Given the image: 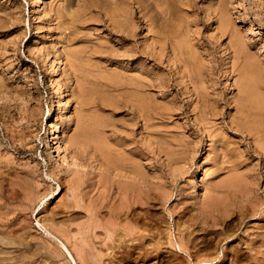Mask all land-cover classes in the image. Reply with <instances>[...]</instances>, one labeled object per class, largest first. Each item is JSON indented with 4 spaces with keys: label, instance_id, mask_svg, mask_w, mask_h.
<instances>
[{
    "label": "rangeland",
    "instance_id": "rangeland-1",
    "mask_svg": "<svg viewBox=\"0 0 264 264\" xmlns=\"http://www.w3.org/2000/svg\"><path fill=\"white\" fill-rule=\"evenodd\" d=\"M110 1L113 2L111 3ZM110 1L109 0H0V178H1L0 182L2 181L0 184V191L2 190L0 194L1 195L0 201L5 202L4 206H0V221L1 222L6 221L5 227H7V224L8 227L5 229L7 231L10 230L9 232L11 233L10 244L7 243L9 244L7 245L8 249L7 250L4 249V251L6 250V252L8 250L11 252L8 251L9 254H7L6 256H9L10 253H11L10 256L12 255L15 256L16 254L21 255V253L25 252V254H27V257H30L31 254H34L36 256V257L34 256V258L36 259V263L37 261L41 262L42 260L43 262L45 260V258L43 257L45 254H47L45 252L50 251V249L47 247V244L45 242L46 241L47 243L51 242L50 244H56V243L55 241L48 239L47 237H44L45 235L36 225V222L38 221L39 224H41L44 227H47L49 231H51L53 234L63 239L67 243V245L69 244L68 247H71L70 249L72 251H76L79 249L78 251L82 252L84 248L83 249L81 248L82 246H84L86 250L89 249L91 252L89 253V251H87L86 253V254H91V256L88 255L89 258L94 259L93 256L96 257L100 255L101 264H110L109 262L114 264V261L117 260L116 257L113 256V254L110 253L111 250L106 248V246L103 245L104 243L101 242L102 241L101 237H104L103 235L105 234V229L96 228L93 231V233L97 237H94V242L96 244L95 243L94 245L92 244V247L91 246L89 247V245L87 246V243L81 239L80 235L82 232V228L86 230L85 225L88 221V216L85 212H83L82 209L75 206V204L72 205V203L74 200H78V198L80 204L86 203L87 201L84 202L85 200L90 199L89 197H92L93 195L95 196L97 194V191L95 190H98L99 188L96 189L93 183L95 180H97L98 177L92 176V171H94L95 169L92 167H95L97 163H100L101 159L98 154L99 149L96 148L97 146L95 147L96 144L98 143L100 145L108 144L107 146H109L111 149H121L119 147L120 144L121 145L124 144V147L127 146L126 149H130V148L132 149L134 148V146L136 147L140 143L139 146H141V148H143L144 146L145 148L143 149L144 150L146 149V152L148 154L147 155L144 153L139 154V157H137L138 159L136 160L135 158V161H137L139 165L141 164V167L145 172L146 176L148 177L151 176L150 178L153 182L164 181L165 187L168 188V189L165 188V190L168 191L169 193H174L175 195L173 194L171 199L165 205H163V207H161L162 210L160 209L157 210L158 212L157 211L153 212L154 214L157 213L156 215L153 214L154 215L153 219H155L154 221L158 220V217L156 219V216L162 215V219L164 222L160 223V226L157 225L155 222L153 223L152 221H150L148 222L149 225L147 226L150 230H148V228L145 226L144 228H141L138 231L139 234L145 235L148 239L151 238L150 239L151 242H154L150 244L152 249L154 248V244L156 240L161 238V236H157L159 235L157 234L159 233L157 231L162 232V236L164 237L163 239L165 240V242L168 239L169 240L171 239L170 240L171 243L166 242L163 245L164 247L160 246V249H157L158 251L159 250L162 251L163 249L162 251L163 255L161 256L156 257L157 255H155L154 257L156 258L149 257L138 262L137 261L132 262L131 260H123L122 261L123 264H127L128 262H129L128 264H132V263L154 264V260L156 261L155 264H158L160 262H161L160 264H164V263L171 264V262L173 261L172 259H175V257L178 258H176L172 262V264H175V261H177V259L178 261L176 264H198L197 263L198 261L199 264L200 263L201 264H264V251H263L264 250V157H263L264 156V149H263L264 148V128H263L264 113L258 114L257 112H255L253 108L249 110L248 106H244L243 104H241L243 103V100L241 101L240 99V97L242 96L249 97L251 103L252 100L254 101V99H256V101L259 100V104L264 107V102H263L264 101V0H179V2L178 0H162V1L153 0L154 2L156 1L155 2L156 4L158 3L157 6L152 0H148L150 2L146 0H140L141 2L138 0L136 1L125 0L127 2H125L124 0H110ZM128 1L130 2L128 3ZM137 2H140L141 4L140 3L138 4ZM134 3L138 5H133ZM144 3L147 5H145ZM159 3L161 6H159ZM163 3L166 4L164 5ZM116 4L121 6L125 4L128 7L125 8L126 7L125 5L124 7H121V6H117ZM167 4H168V8H167ZM108 5H110V7ZM144 5L146 7L143 9ZM129 6L132 7L130 8ZM137 6H139L141 10ZM150 6L151 8H147ZM152 7L155 10L152 9ZM159 8L160 10H162L161 12H163L164 11L163 9H165V11L163 12V14L165 13L164 14L165 16L161 14L160 10L158 11ZM148 9L151 11V13L154 12L155 15L149 12L148 14H146V12L149 11ZM115 10H116L115 13L114 12L111 13L112 11ZM125 10H127L126 12L129 13L128 15L130 14L131 15L134 14V15L132 16L126 15L124 13ZM143 10L144 12L146 11L145 16L143 14L144 13ZM155 12L158 14H156ZM61 13L63 14V16L61 15ZM167 13L170 16H168ZM148 15L150 16L149 17L150 19L148 18ZM113 16L116 18H114ZM127 16L129 17L128 19ZM151 16H153L154 20L152 19ZM161 18H163L162 19L164 21V22L162 21L163 24H160ZM221 18L222 21L219 20ZM74 19L76 21H74ZM131 19L132 21L134 19V21L131 22ZM111 20L112 21L114 20L115 23H113L114 21L112 22ZM117 20L120 23H118ZM147 20L150 21L148 22ZM151 20L153 23H151ZM157 20L158 21L160 20V22H158ZM124 22L127 24H125ZM147 24L148 25L151 24V26L153 25L154 27L152 28ZM157 24L159 27L157 26ZM162 25H164L163 26L164 29L162 28ZM129 26L131 27V29L129 28ZM155 26H157L158 28ZM219 26L223 28L222 32ZM133 27H135V29ZM111 29H113L114 31L113 30L111 31ZM169 35L171 36L170 39H169L170 37ZM129 36L130 38L125 39V37H129ZM165 37L167 40L165 39ZM156 38L157 39L160 38V41H158L159 39L155 41ZM180 40L183 43L180 42ZM178 42L179 44L180 43L185 44L184 42H187L186 43L187 46L189 43L190 44L189 49H191L195 53L197 57V61L200 60L201 62L198 70L195 72V77L198 80V85L200 84L199 86L200 88L203 89L206 86L207 83L205 82V78L206 79L212 78L211 75H213L212 79H214L215 76L214 80L217 81L216 84L212 85L211 87H208L209 89L205 87L203 90H206L207 93L209 92L208 96L210 98L217 97L219 100L217 104H212L211 107L209 106L204 107L203 104H199L195 110L196 112L194 111V113H192L190 111L191 108L187 104H190L189 101L191 98H189L190 93L188 92V87L186 88L185 86V84L188 83V79H186V77L188 78L187 74H189V71L187 70L188 67L185 64H182L183 67L181 68L180 66L181 64L179 65L178 62H176L175 64L173 55L171 53L172 51H170L172 48L171 45L173 44L174 46H176ZM142 49L144 50V52ZM164 50L166 51L168 50L167 51L168 53L166 51L162 53V51ZM132 51L134 54L131 53ZM73 52L74 53L76 52V54H74ZM78 56L80 57V59L78 58ZM73 57L74 59H72ZM169 59L171 60V62ZM157 60H158V64L156 63ZM154 64H156V66ZM72 65L73 67H71ZM230 68L233 69H231L230 71ZM249 68L250 70H252V72L249 70ZM157 70H159L158 73H156ZM160 70L164 73H162ZM170 70L173 71L171 72ZM80 71L84 74H81ZM159 72H161L162 75ZM246 74H248V76H246L247 78L245 77ZM158 75L160 76L158 77ZM163 76L165 77V79H163ZM156 78L158 81L156 80ZM234 79L236 80L234 81ZM142 80L143 82L144 81L151 82L152 89L148 87L147 89L148 91H146L147 94L149 93L150 99L147 97L148 99H146V102L147 103L150 102L149 106H151V109L153 108L155 109L151 114L153 118L151 117L150 119L152 120L148 122L147 125L145 126L143 125V122H140L138 120V116L136 114H133L132 113L133 111L130 110L131 109L130 99L132 98L131 91L126 90L123 88V86H121L124 85V83L127 84L133 81L138 82ZM160 83L162 85L164 84L166 87L164 85L163 87L162 85L160 86ZM176 83L177 86L175 85ZM178 84L181 86H179ZM249 89L250 92H247V90ZM163 90L168 92L167 95L168 97L167 96L164 97L165 95L162 96L161 94L162 92L160 91ZM238 91H239V95H238ZM241 93L243 95H240ZM171 96H174L175 97L174 99H176L177 101L176 100L173 101ZM139 97L143 99V94L141 93L139 94L135 92L133 98H139ZM228 98L229 99L231 98L230 101L228 100ZM124 104H126V106ZM175 104L178 105V107ZM180 106L183 107L182 111L178 109ZM215 106L217 108H214ZM239 106L247 108L246 109L247 111L244 110L245 111L244 112L240 110L241 112L239 111L240 112L239 113L237 111ZM185 107L189 109V113H186ZM200 107L202 108L200 109ZM53 108H55V110ZM203 108L204 111L200 112L201 110H203ZM228 108L231 109L228 110ZM172 110L173 111L176 110V111L173 112ZM207 110L210 112H208ZM155 111L160 113L157 114ZM234 111L236 112L234 113ZM217 113L218 115L214 116ZM95 114H97V116ZM256 114L262 115L261 116L262 118H259L258 116L256 117ZM250 115H252L251 116L252 119ZM196 116L199 119H197ZM245 116L247 118H245ZM205 117L208 119H206ZM165 118H167L168 120ZM230 120L234 121V124L238 123V125L232 124V127L235 126L234 127L235 129L228 128L230 125L229 123H231ZM201 121L204 122L205 127L207 126L206 128L205 127L201 128V126L203 125L202 124L203 122L201 123ZM260 121L261 123H259ZM194 122H196V126L195 127L193 126L192 128H194V130L197 131L196 132L197 136H193L189 134V132L191 131L190 133H192L193 130L188 131L187 128H185L187 127V123L193 124ZM215 122L217 123L216 126H215L216 124ZM241 122L243 124H241ZM80 123L86 126L87 134L82 133L80 129H78L80 128V126H82ZM103 123L105 125H103ZM151 123H153L152 126ZM53 124H59L58 126L60 127L58 134L59 137L61 138L60 139L61 152L66 157V161L63 163L60 160H58V158L56 159L53 154H50V151H52L51 150L52 145L48 144V141H46L48 139L51 142L54 140L53 133H51V127ZM160 124H165V125H160ZM239 124L240 127L242 125V128L240 127L237 128ZM255 124L258 125H256L255 127L254 126ZM248 126L250 127L254 126L252 128L253 129L252 132L254 136L249 135L250 136L249 139L246 136V132H245L246 129H249ZM210 127L211 128L213 127V129H211ZM255 128L258 130H256ZM76 129H78L79 132ZM118 131L119 133L121 132L120 133L121 135L118 133ZM93 132L95 134H91ZM156 132L157 134H155ZM211 132L212 134H214V132H216L217 134L215 133L214 135H212ZM111 133L112 134L114 133L113 137ZM126 133L128 134L127 138H126L127 135ZM160 134H162V136ZM94 135H96V138L94 137ZM188 135L189 137H187ZM72 138H76L75 141L76 144L74 145V147L69 144V140H71ZM180 138L182 139L180 140ZM122 139H123V143L121 141ZM214 139H215L214 143L216 142L215 145L212 144V141ZM220 139L222 142H220ZM246 139H248V141L250 140V142H248ZM101 140L104 143H102ZM111 140H114L115 143ZM189 140L190 141L192 140V142L194 141V143L198 142V144L196 146L197 151L196 150L194 151L195 154L193 152L194 156L190 159L189 158L187 159L184 158V156L182 157V151H183L182 149L185 148L186 145L185 141H189ZM260 140H262V143ZM145 141L147 142L144 143ZM229 141L230 144L228 143ZM135 142H137L138 144ZM160 142L161 143L163 142L164 144L163 143L161 144ZM129 143L132 145H130ZM224 143L227 146L226 145H223L224 147L221 146V144ZM231 143L233 145H231ZM254 145L256 146V148L254 147ZM232 146L235 148H233ZM211 147H213L215 150L212 149ZM228 147L230 148L232 153L230 152V150L227 151L229 149ZM223 148L224 150H222ZM211 149L214 152L216 151L218 153L215 152L214 155V152ZM236 149L238 150V152ZM260 149L263 150L261 151ZM153 150H155L156 152ZM239 151L243 154V156L242 154H240ZM212 153H213V157L215 156L216 159H214L215 157L212 158L211 156ZM186 154H188L187 151ZM228 154L229 155L234 154L235 156L234 155L228 156ZM174 155H177L178 157L177 156L174 157ZM156 156L159 158H157ZM147 158L149 161L146 160ZM217 158L219 160H217ZM72 159L79 161L80 165L78 167L73 165ZM210 159L211 160L214 159L215 162L216 161L219 162V164L217 162L216 165V172H214L216 163L213 160L214 164L212 163L213 164L212 165L211 164L212 161ZM184 161L186 162V164ZM236 161L238 162L236 163ZM238 164H240V166ZM143 165L146 166L144 167ZM234 165L239 167V168L236 167L237 171ZM224 166L227 167L224 168ZM175 169H177L176 172ZM145 170L146 171L149 170V171L146 172ZM162 170H164V172ZM165 172L169 174H166ZM25 173H27L28 175L26 176ZM173 173H175V175ZM81 174L84 175V177ZM20 175L21 176L23 175L24 178H22ZM154 175H157L158 177ZM219 175L222 176L220 177ZM241 175L242 177L244 176L243 179ZM50 177H52L54 180L53 181L49 180ZM235 177L237 178V181ZM71 180L74 181L72 182ZM25 181L27 182V184ZM200 181H202L203 183ZM220 181L224 183L223 186ZM238 181H240L239 184H241L242 187L241 185L236 184ZM226 182H229L227 186H226ZM9 184H13L14 186L13 185L10 186ZM80 184H82V186ZM57 185L60 186V190L58 191L57 194H55ZM70 185L71 187H69ZM88 185H90L91 187H89ZM249 185L251 186L249 187ZM207 188L209 190H207ZM100 190L101 188L98 190V194ZM16 191L18 192L16 193ZM41 192H44V194ZM83 192L84 194L88 193L89 195L88 194L84 195ZM178 192H181L183 196L181 197L177 196ZM206 193L208 196L206 195ZM13 195H15V197ZM83 195L87 199H85ZM188 196H190V198H192V196L197 197L195 201L196 206L201 205V203H204L206 201L212 204L211 200L218 203V204L213 203L212 206L214 205L216 206V212H215L216 214L214 215L215 216L218 215L217 221L219 220L220 223L218 222V225L217 224L214 225L215 222L214 223L212 222L214 217L212 216L210 217L209 214L201 215L199 221H197V225H194L193 223L189 222L186 217L188 216L187 211H189L191 208H189V210L184 209L183 208L185 207L184 204L182 205V203H180L181 202L180 198H182V201L185 198L184 202L190 203L191 199L188 198ZM32 200L34 201V203ZM21 203L23 206L21 205ZM176 205L178 206V208ZM54 207L56 208L61 207L59 209L66 210V214H68L67 216L70 219H68L65 224L63 222H59L60 220L53 221L51 219L49 213L52 211V209L54 210ZM7 208L9 211H7ZM203 210H204L203 212H207L206 209ZM5 211H7V213ZM78 212H81L80 213L81 215L77 214ZM170 212L174 213L172 215L173 217L169 215ZM62 215L64 214H61V216ZM22 216H24L25 219H23ZM20 218L22 219L20 220ZM208 218L210 219V222ZM172 220L174 222H172ZM201 220L202 222H200ZM203 220L205 222H203ZM15 221L18 222V225ZM175 221L180 222L181 227L183 226L187 227L188 222L191 224L188 230L183 232V237H181L182 235L175 230L174 227V224L176 223ZM12 222L16 224H13ZM10 224H12V226ZM66 224L68 226V229L66 228ZM185 224L187 226H185ZM192 225L195 227H193ZM222 225H225L226 227ZM48 226H50L51 228H49ZM17 227H19L18 228L19 231L17 230ZM63 228L68 230L69 234L67 233L68 234L67 237L70 239V241L69 239L66 240V235H64V233L61 234V229ZM196 228L199 229L197 230ZM27 229L29 232H27ZM217 229L219 230L221 229L222 231L224 230L225 232L224 231L222 232L221 230L219 231ZM151 231L154 233L151 234L150 233ZM219 232L224 237L221 236ZM173 233H176L177 235ZM189 233H191L192 236L189 235ZM204 236L208 239L206 240ZM193 237L195 238V240ZM219 238H221L222 240ZM184 239L186 240L184 241ZM26 242L28 243L30 242L29 245L31 246L30 247L31 249L29 248L28 251L25 250L27 248ZM178 246L184 249L179 250L177 249ZM16 248L17 249L20 248V250L17 251L15 250ZM168 248L169 250H167ZM197 249L199 250V252L197 251ZM3 252H1L0 250L1 253L0 261H2L1 262L2 264L3 263L5 264L4 261L5 252L4 254ZM106 252L107 254L110 253V255L103 256L104 254H106ZM191 252L194 257L191 255ZM117 253L118 252H115L116 256H118ZM2 257L3 259H1ZM92 259L89 260L91 261ZM15 261H17V259ZM58 261L62 263L63 260L61 259V257H58L56 263ZM40 262L38 263L40 264ZM57 264H59V262Z\"/></svg>",
    "mask_w": 264,
    "mask_h": 264
},
{
    "label": "bare ground",
    "instance_id": "bare-ground-1",
    "mask_svg": "<svg viewBox=\"0 0 264 264\" xmlns=\"http://www.w3.org/2000/svg\"><path fill=\"white\" fill-rule=\"evenodd\" d=\"M110 1V0H109ZM125 1V0H124ZM124 1H123V3H124ZM136 1V0H135ZM138 1H140V0H138ZM146 1H148V0H146ZM153 1V0H152ZM162 1V0H161ZM161 1H158V2H161ZM111 2V1H110ZM113 2V1H112ZM111 2V3H112ZM121 2V1H120ZM125 2H127V1H125ZM130 1H128V3H129ZM141 2V1H140ZM140 2H137L138 4L140 3ZM148 2H150V1H148ZM147 2V3H148ZM154 2V1H153ZM156 2V1H155ZM154 2V3H155ZM164 2V1H163ZM166 2V1H165ZM178 2H179V0H178ZM178 2H177V4H178ZM105 3H106V1H105ZM132 3H133V1H132ZM143 3V2H142ZM152 3V2H151ZM110 4V3H109ZM117 4H119V3H117ZM116 4V5H117ZM122 4V3H121ZM126 4V3H125ZM124 4V5H125ZM138 4H136V3H134L133 5H138ZM141 4V3H140ZM145 4V3H144ZM156 4V3H155ZM158 4V3H157ZM157 4H156V6H157ZM162 4V3H161ZM164 4V3H163ZM166 4V3H165ZM164 4V5H165ZM106 5V4H105ZM124 5L123 6H121V5H117V6H121V7H124ZM127 5H129V4H127ZM131 5V4H130ZM145 5H147V4H145ZM144 5V7H143V9L146 7ZM149 5H151V4H149ZM109 7H110V5H108ZM116 6V7H117ZM126 6V5H125ZM143 6V5H142ZM159 6H161L160 5V3H159ZM107 7V6H106ZM128 6H126L125 8H127ZM130 7V6H129ZM132 7V6H131ZM130 7V8H131ZM138 8H139V6H137ZM136 7V8H137ZM141 7V6H140ZM165 7V6H164ZM163 7V8H164ZM119 8V7H118ZM133 8H134V6H133ZM137 8V9H138ZM147 8H151V6L150 7H147ZM167 8H168V4H167ZM109 9V8H108ZM112 9V8H111ZM120 9V8H119ZM140 9V8H139ZM152 9H154L153 7H152ZM151 9V10H152ZM161 9H162V7H161ZM176 9V8H175ZM105 10V9H104ZM121 10V9H120ZM128 10V9H127ZM127 10H125L124 11V13L126 14V15H128L129 13H127L126 11ZM130 10V9H129ZM141 10V9H140ZM149 10V9H148ZM155 10V9H154ZM160 10V8L158 9V11ZM164 11H165V9H163ZM58 11V10H57ZM56 11V12H57ZM117 11H119V10H117ZM133 11V10H132ZM162 10H160V12H161ZM163 11V12H164ZM108 12H110V11H108ZM115 13L116 12V10L115 11H112L111 13ZM123 12V11H122ZM140 12H142V11H140ZM143 12H144V10H143ZM146 12V11H145ZM145 12L143 13L144 14V16H145ZM148 12L149 13H151V11L149 10V11H147L146 12V14H148ZM153 12V11H152ZM163 12H161V14H163ZM119 13H121V12H119ZM134 13V12H133ZM156 13V12H155ZM55 14H57V13H55ZM59 14V13H58ZM151 14H154V12L153 13H151ZM156 14H158V13H156ZM165 14V13H164ZM163 14V15H164ZM168 14V13H167ZM54 15V14H53ZM61 15L63 16V14L61 13ZM60 15V16H61ZM104 15V14H103ZM132 15H134V14H132ZM131 14L130 15H128V16H132ZM136 15V14H135ZM155 15V14H154ZM153 15V16H154ZM160 15V14H159ZM162 15V16H163ZM105 16H106V14H105ZM127 16V19L129 18ZM153 16H151L152 17V19L154 20V18H153ZM165 16V15H164ZM168 16H170L169 14H168ZM83 17V16H82ZM81 17V18H82ZM104 17V16H103ZM109 17H111V16H109ZM114 17V16H113ZM121 17V16H120ZM125 17V16H124ZM123 17V18H124ZM147 17V16H146ZM145 17V18H146ZM150 16L148 15V18H149ZM156 17V16H155ZM159 17V16H158ZM57 18H59V17H57ZM79 18V17H78ZM114 18H116V17H114ZM132 18V17H131ZM134 18V17H133ZM142 18V17H141ZM61 19V18H60ZM77 19V18H76ZM150 19V18H149ZM159 19V18H158ZM163 18H161V23L160 24H163L162 23V20ZM82 20H84V19H82ZM81 20V21H82ZM106 20V19H105ZM104 20V21H105ZM116 20V19H115ZM136 20H137V18H136ZM219 20H221L222 21V18L221 19H219ZM74 21H76L75 19H74ZM79 21V20H78ZM112 21V20H111ZM114 21V20H113ZM112 21V22H113ZM127 21H129V20H127ZM133 21H134V19H133ZM132 21V19H131V22H133ZM145 21V20H144ZM148 22L150 21V20H147ZM155 21H156V19H155ZM158 21V20H157ZM112 22H111V24H112ZM117 22H118V20H117ZM116 22V23H117ZM122 22V21H121ZM126 22V21H125ZM124 22V23H125ZM147 22V23H148ZM158 22H160V20L158 21ZM157 22V23H158ZM164 22V21H163ZM113 23H115V21L113 22ZM118 23H120V22H118ZM117 23V24H118ZM136 23H137V21H136ZM141 23V22H140ZM145 23V22H144ZM151 23H153L152 22V20H151ZM125 24H127V23H125ZM128 24H129V22H128ZM222 24H223V22H222ZM226 24V23H225ZM224 24V25H225ZM135 25V24H134ZM148 25V24H147ZM165 25V24H164ZM164 25H162V28L164 29ZM223 25V26H224ZM109 26H110V23H109ZM114 26H115V24H114ZM118 26V25H117ZM137 26V25H136ZM148 26H151V24L150 25H148ZM157 26H158V24H157ZM157 26H155V27H157ZM221 26V25H220ZM219 26V27H220ZM122 27V26H121ZM125 27V26H124ZM152 28L154 27L153 25L151 26ZM159 27V26H158ZM157 27V28H158ZM160 27H161V25H160ZM116 28V27H115ZM129 28L131 29V27L129 26ZM134 29H135V27H133ZM149 28V27H148ZM218 28V27H217ZM221 28V27H220ZM226 28V27H225ZM109 29V28H108ZM107 29V30H108ZM120 29V28H119ZM123 29V28H122ZM125 29V28H124ZM128 29V28H127ZM222 29L223 28H221V32H222ZM113 29H111V31H112ZM116 30V29H115ZM154 30V29H153ZM218 30V29H217ZM114 31V30H113ZM119 31V30H118ZM122 31V30H121ZM156 31V30H155ZM162 31V30H161ZM170 31V30H169ZM120 32V31H119ZM135 32V31H134ZM163 32V31H162ZM173 32V31H172ZM223 32H224V30H223ZM109 33H110V31H109ZM116 33H117V31H116ZM122 33V32H121ZM120 33V34H121ZM157 33H159V32H157ZM170 33V32H169ZM123 34H124V32H123ZM127 34V33H126ZM129 34V33H128ZM110 35H112V34H110ZM152 35H154V34H152ZM115 36V35H114ZM133 36V35H132ZM166 36V35H165ZM170 36V35H169ZM173 36V35H172ZM183 37V36H182ZM120 38V37H119ZM122 38V37H121ZM126 38H130V36L129 37H125V39ZM151 38H152V36H151ZM155 38V37H154ZM171 38V36L169 37V39ZM178 38V37H177ZM159 39V40H158ZM156 38V40L155 41H160V38ZM165 39H166V37H165ZM186 39V38H185ZM167 40V39H166ZM178 40V39H177ZM183 40V39H182ZM188 40V39H187ZM163 41V40H162ZM175 42V41H174ZM180 42H182L181 40H180ZM170 43H171V41H170ZM183 43V42H182ZM182 43H180L179 44V42H178V44L176 45V46H174L173 44L171 45V50L170 51H172L171 53H172V55H173V58H174V61H175V64H176V62H178L179 63V65L181 66V68L183 67V65L182 64H185L188 68H187V70L189 71V74H187V76H188V78L186 77V79H188V83L187 84H185V86H186V88L188 87V92L190 93V96H189V98H191L190 99V104H187L190 108H191V112L192 113H194V111L196 110V108H197V106L199 105V104H203L204 105V107L206 106V107H211L212 106V104H217V102L219 101L218 100V98L217 97H213V98H210L209 96H208V93H207V91L206 90H203L205 87L206 88H208V87H211L212 85H214V84H216V82L217 81H215L214 79H215V76H214V79H212L213 78V75H211L212 76V78H205V82L207 83L206 84V86L202 89V88H200L199 86H200V84L198 85V80L196 79V77H195V72L198 70V68H199V65H200V60H198L197 61V57H196V55H195V53L191 50V49H189V43H188V46L186 45V43L187 42H184L185 44H182ZM163 45V44H162ZM165 46V45H164ZM233 46V45H232ZM238 47H239V45H238ZM153 48V47H152ZM190 48H191V46H190ZM235 48H237V47H235ZM140 49V48H139ZM147 49V48H146ZM149 49V48H148ZM143 50V49H142ZM142 50H140V51H142ZM151 50H153V49H151ZM195 50V49H194ZM234 50V49H233ZM240 50V49H239ZM93 51H95V50H93ZM150 51V50H149ZM166 50H164V51H162V53L163 52H165ZM168 51V50H167ZM166 51V52H167ZM83 52V51H82ZM90 52V51H89ZM89 52H87V53H89ZM135 52V51H134ZM143 52H144V50H143ZM240 52V51H239ZM242 52V51H241ZM74 53V52H73ZM79 53V52H78ZM131 53H133V51L131 52ZM146 53V52H145ZM168 53V52H167ZM67 54V53H66ZM74 54H76V52L74 53ZM73 54V55H74ZM134 54V53H133ZM138 54V53H137ZM144 54V53H143ZM147 54V53H146ZM145 54V55H146ZM238 54V53H237ZM89 55V54H88ZM103 55V54H102ZM198 55V54H197ZM241 55V54H240ZM68 56H70V55H68ZM91 56V55H90ZM95 56V55H94ZM105 56V55H104ZM150 56V55H149ZM163 56H164V54H163ZM162 56V57H163ZM72 57V56H71ZM201 57V56H200ZM239 57V56H238ZM78 58L80 59V57L78 56ZM108 58V57H107ZM154 58V57H153ZM158 58V57H157ZM70 59V58H69ZM72 59H74V57L72 58ZM101 59H102V57H101ZM161 59V58H160ZM236 59V58H235ZM78 60V59H77ZM154 60H156V59H154ZM166 60V59H165ZM170 60V59H169ZM162 61V60H161ZM168 61V60H167ZM84 62V61H83ZM155 62V61H154ZM164 62V61H163ZM163 62H162V64H163ZM170 62H171V60H170ZM73 63V62H72ZM71 63V64H72ZM157 64H158V60H157V62H156ZM173 63V62H172ZM76 64V63H75ZM79 64H81V63H79ZM169 64V63H168ZM174 64V65H175ZM78 65V64H77ZM76 65V66H77ZM155 66H156V64H154ZM173 65V66H174ZM236 65V64H235ZM248 65V64H247ZM75 66V67H76ZM80 66V65H79ZM169 66V65H168ZM167 66V67H168ZM71 67H73V65L71 66ZM81 67V66H80ZM83 67V66H82ZM86 67V66H85ZM166 67V68H167ZM172 67V66H171ZM175 67V66H174ZM234 67V66H233ZM245 67V66H244ZM251 67V66H250ZM154 68V67H153ZM176 68V67H175ZM185 68V67H184ZM183 68V69H184ZM203 68H204V66H203ZM235 68V67H234ZM156 69V68H155ZM174 69V68H173ZM182 69V70H183ZM231 69H233V68H230V71H231ZM239 69V68H238ZM240 69H241V67H240ZM166 70V69H165ZM200 70V69H199ZM243 70V69H242ZM249 70H250V68H249ZM248 70V71H249ZM76 71H77V69H76ZM79 71V70H78ZM88 71V70H87ZM158 71L159 70H157V72L156 73H158ZM161 71V70H160ZM171 71V70H170ZM173 71V70H172ZM171 71V72H172ZM181 71V70H180ZM233 71V70H232ZM236 71V70H235ZM247 71V70H246ZM251 72H252V70H250ZM74 72V71H73ZM81 72V71H80ZM143 72H145V71H143ZM162 72V71H161ZM161 72H159V73H161ZM167 72V71H166ZM184 72V71H183ZM76 73V72H75ZM74 73V74H75ZM149 73V72H148ZM162 73H164V72H162ZM162 73H161V75H162ZM188 73V72H187ZM232 73V72H231ZM244 73V72H243ZM81 74H84V73H82L81 72ZM80 74V75H81ZM86 74V73H85ZM90 74V73H89ZM169 74V73H168ZM238 74V73H237ZM236 74V75H237ZM155 75V74H154ZM243 75V74H242ZM76 76V75H75ZM78 76V75H77ZM84 76V75H83ZM141 76V75H140ZM156 76V75H155ZM160 75H158V77H159ZM185 76V75H184ZM201 76H202V74H201ZM210 76V77H211ZM246 76H248V74H246L245 75V77ZM135 78V77H134ZM160 78H162V77H160ZM202 78V77H201ZM247 78V77H246ZM159 79V78H158ZM163 79H165V77L163 76ZM167 79V78H166ZM200 79V78H199ZM124 80H126V79H124ZM156 80H157V78H156ZM160 80V79H159ZM176 80V79H175ZM236 79H234V81H235ZM154 81V80H153ZM158 81V80H157ZM162 81V80H161ZM164 81V80H163ZM139 82V83H138ZM138 82H136V81H133V82H130V83H124V85H121V86H123V88L124 89H126V90H129V91H131V95H132V98L130 99V107H131V111H133L132 113L133 114H136L137 116H138V120L140 121V122H143V125L145 126V125H147V123L148 122H150L152 119H150L151 117H152V112H153V110H155L154 108L153 109H151V106H149L150 105V102L149 103H147L146 102V99H148L149 98V93L147 94V92L146 91H148L147 89H148V87L149 88H151V82H143V80L142 81H138ZM172 82V81H171ZM183 82V81H182ZM184 82H185V79H184ZM183 82V83H184ZM113 83V82H112ZM122 83V82H121ZM199 83H200V81H199ZM162 84L160 83V86H161ZM164 85V84H163ZM163 85H162V87H163ZM176 86H177V83L175 84ZM179 85V84H178ZM156 86H159V85H156ZM155 86V87H156ZM165 86V85H164ZM179 86H181V85H179ZM238 86V85H237ZM117 87V86H116ZM153 87H154V85H153ZM166 87V86H165ZM169 87V86H168ZM245 87V86H244ZM250 87V86H249ZM121 88V87H120ZM160 88V87H159ZM158 88V89H159ZM240 88V87H239ZM238 88V89H239ZM152 89V88H151ZM154 89V88H153ZM166 89V88H165ZM173 89V88H172ZM175 89H177V88H175ZM209 89V88H208ZM243 89V88H242ZM246 89V88H245ZM253 89V88H252ZM150 90V89H149ZM179 90V89H178ZM182 90V89H181ZM186 90V89H185ZM237 90V89H236ZM173 91V90H172ZM243 91V90H242ZM141 93V94H143V99H141L140 97L139 98H133L134 97V93ZM151 92V91H150ZM155 92V91H154ZM157 92V91H156ZM160 92H162L161 94H162V96L163 95H165L164 97H166L167 95H168V92H166V91H160ZM175 92V91H174ZM185 92V91H184ZM183 92V93H184ZM247 92H250V89L249 90H247ZM254 92V91H253ZM171 93V92H170ZM182 93V92H181ZM188 93V94H189ZM243 93V92H242ZM240 94V95H243V94ZM159 94V93H158ZM176 94V93H175ZM185 94H187V93H185ZM61 95V94H60ZM170 95V94H169ZM174 95V94H173ZM238 95H239V91H238ZM246 95V94H245ZM257 95V94H256ZM158 96V95H157ZM249 96V95H248ZM148 97V98H147ZM168 97V96H167ZM172 97V100L174 101V100H176V99H174L175 97L174 96H171ZM225 97V96H224ZM260 97V96H259ZM127 98V97H126ZM177 98V97H176ZM222 98V97H221ZM220 98V99H221ZM253 98H254V95H253ZM150 99V98H149ZM155 99V98H154ZM157 99V98H156ZM161 99V98H160ZM166 99V98H165ZM171 99V98H170ZM226 99V98H225ZM231 99V98H230ZM230 99L228 98V100L230 101ZM240 99H241V101L243 100V103H241V104H243L244 106H248L249 107V110L251 109V108H253L254 110H255V112H257L258 114H263L264 113V107L263 106H261L260 104H259V100H257L256 101V99H254V101L252 100V103L250 102V98L249 97H245V96H242V97H240ZM259 99V98H258ZM123 100V99H122ZM128 100V99H127ZM170 101V100H169ZM177 101V100H176ZM240 101V102H241ZM260 101H262V100H260ZM127 102V101H126ZM167 102V101H166ZM225 102V101H224ZM235 102V101H234ZM264 102V101H263ZM129 103V102H128ZM173 103V102H172ZM233 103V102H232ZM232 103H231V105H232ZM261 103V102H260ZM125 106H126V104H124ZM176 105V104H175ZM219 105V104H218ZM235 105V104H234ZM123 106V105H122ZM121 106V107H122ZM156 106V105H155ZM158 106H159V104H158ZM157 106V107H158ZM177 107H178V105H176ZM214 106V105H213ZM217 106V105H216ZM214 107V108H217V107ZM227 106V105H226ZM237 106V105H236ZM236 106H233V107H236ZM166 107V106H165ZM175 107V106H174ZM177 107H176V109H177ZM182 106H180L178 109L180 110V111H182V109H183V107L181 108ZM238 107V106H237ZM163 108V107H162ZM172 108V107H171ZM186 108V107H185ZM202 107H200V109H201ZM54 110H55V108H53ZM127 109H129V108H127ZM229 109H231V108H228V110ZM247 108H244V107H240L239 106V108L237 109V111L239 112L240 110L241 111H244V110H246ZM252 109V110H253ZM157 110V109H156ZM209 110H211V109H209ZM253 110V111H254ZM173 111V110H172ZM174 111H176V110H174ZM173 111V112H174ZM202 111H204V108H203V110H201L200 112H202ZM208 111V110H207ZM212 111H213V109H212ZM215 111V110H214ZM240 111V112H241ZM247 111V110H246ZM253 111H252V113H253ZM156 112V111H155ZM168 112V111H167ZM166 112V113H167ZM178 112V111H177ZM196 112V111H195ZM208 112H210V111H208ZM229 112V111H228ZM227 112V113H228ZM236 111H234V113H235ZM239 112V113H240ZM245 112V111H244ZM157 114H159L160 112H156ZM170 113H171V110H170ZM186 113H189V109L188 108H186ZM205 113H206V111H205ZM211 113H213V112H211ZM215 113V112H214ZM154 114V113H153ZM156 114V115H157ZM162 114V113H161ZM178 114H180V113H178ZM208 114V113H207ZM222 114V113H221ZM229 114V113H228ZM242 114V113H241ZM255 114V113H254ZM253 114V115H254ZM93 115V114H92ZM96 116H97V114H95ZM167 115V114H166ZM170 115H173V114H170ZM169 115V116H170ZM200 115V114H199ZM203 115V114H202ZM206 115V114H205ZM212 115H214V114H212ZM216 115H218V113L217 114H215L214 116H216ZM235 115H237V114H235ZM240 115V114H239ZM94 116V115H93ZM135 116V115H134ZM158 116V115H157ZM168 116V115H167ZM167 116H165V117H167ZM231 116V115H230ZM229 116V117H230ZM234 116V115H233ZM242 116V115H241ZM252 115H250V117H251ZM259 117V118H262L261 116L262 115H257L256 114V117ZM194 117V116H193ZM197 117V116H196ZM232 117V116H231ZM135 118V117H134ZM153 118V117H152ZM162 118V117H161ZM169 118V117H168ZM172 118V117H171ZM206 118V117H205ZM213 118H215V117H213ZM238 118H240V117H238ZM245 118H247L246 116H245ZM99 119V118H98ZM159 119V118H158ZM165 119H167V118H165ZM197 119H199L198 117H197ZM202 119V118H201ZM206 119H208V118H206ZM211 119V118H210ZM222 119V118H221ZM250 119V118H249ZM251 119H252V117H251ZM257 119V118H256ZM88 120V119H87ZM168 120V119H167ZM215 120V119H214ZM229 120V119H228ZM236 120H237V118H236ZM260 120V119H259ZM80 121V120H79ZM164 121V120H163ZM199 121V120H198ZM205 121V120H204ZM207 121V120H206ZM210 121V120H209ZM209 121H208V123H209ZM234 121H235V119H234ZM234 121H232V120H230V122L231 123H229L230 125H229V127L228 128H230V129H233L235 126H233L232 127V124H234ZM244 121H246V120H244ZM262 121V120H261ZM261 121L259 122V123H261ZM81 122H83V121H81ZM95 122V121H94ZM138 122V121H137ZM188 122V121H187ZM203 121H201V123H202ZM214 122V121H213ZM212 122V123H213ZM237 122V121H236ZM238 122H239V120H238ZM255 122V121H254ZM263 122V121H262ZM87 123V122H86ZM90 123V122H89ZM160 123V122H159ZM164 123V122H163ZM216 123V122H215ZM248 123V122H247ZM81 124V123H80ZM85 124V123H84ZM152 124L153 123H151V126H152ZM158 124V123H157ZM186 124V123H185ZM194 124V125H193ZM191 123V124H189V123H187V127H185V128H187V130L188 131H190V130H193V132L192 133H190L189 132V134H191V135H193V136H197V134H196V130H194V128H192L193 126L195 127L196 126V122H194V123ZM203 125L201 126V128L202 127H205V125H204V122L202 123ZM207 124V123H206ZM214 124V123H213ZM241 124H243L242 122H241ZM59 124H53L52 125V127H51V133H53V141L51 142L48 138V140H46V141H48V144H50V145H52V147H51V150L52 151H50V154H53L54 155V157L57 159L58 158V160H60L62 163L63 162H65L66 161V157H65V155L61 152V138L59 137V130H60V127L58 126ZM82 125V124H81ZM103 125H105L104 123H103ZM160 125H165V124H160ZM217 125V123L215 124V126ZM234 125H238V123L237 124H234ZM256 125H258V124H255L254 126L256 127ZM263 125V124H262ZM91 126V125H90ZM89 126V127H90ZM93 126V125H92ZM95 126V125H94ZM101 126V125H100ZM149 126V125H148ZM151 126H150V128H151ZM183 126H185V125H183ZM208 126H209V124H208ZM213 126V125H212ZM223 126H225V125H223ZM227 126V125H226ZM243 126H246V125H243ZM254 126H252V127H250V126H248L249 127V129H246V136L248 137V139L250 138V136L249 135H251V136H254L253 135V127ZM88 127V128H89ZM147 127V126H146ZM159 127V126H158ZM198 127H200V126H198ZM207 127V126H206ZM205 127V128H206ZM219 127V126H218ZM238 127H240V124H239V126H237V128ZM91 128V127H90ZM149 128V127H148ZM154 128V127H153ZM200 128V129H201ZM211 128V127H210ZM221 128V127H220ZM226 128V127H225ZM240 128H242V125H241V127ZM251 128V129H250ZM258 128H259V126H258ZM264 128V127H263ZM78 129H80V131L82 132V133H84V134H87L86 132H87V128H86V126H84V125H82V126H80V128H78ZM78 129H76V130H78ZM98 129V128H97ZM102 129V128H101ZM104 129H106V128H104ZM156 129V128H155ZM199 129V130H200ZM211 129H213V127L211 128ZM219 129V128H218ZM224 129V128H223ZM229 129V130H230ZM235 129V128H234ZM256 129V128H255ZM89 130V129H88ZM152 130H154V129H152ZM164 130V129H163ZM183 130V129H182ZM197 130H198V128H197ZM215 130H216V128H215ZM244 130H245V128H244ZM256 130H258V129H256ZM255 130V131H256ZM262 130V129H261ZM90 131V130H89ZM94 131V130H93ZM95 131H97V130H95ZM121 131V130H120ZM146 131V130H145ZM148 131V130H147ZM149 131H150V129H149ZM203 131V130H202ZM240 131V130H239ZM263 131V130H262ZM78 132H79V130H78ZM102 132V131H101ZM112 132V131H111ZM122 132V131H121ZM120 132V133H121ZM158 132V131H157ZM157 132L155 133V134H157ZM160 132V131H159ZM164 132V131H163ZM162 132V133H163ZM167 132V131H166ZM199 132V131H198ZM209 132V131H208ZM221 132V131H220ZM226 132V131H225ZM236 132H237V130H236ZM116 133H117V131H116ZM118 133H119V131H118ZM119 133V134H120ZM149 133V132H148ZM154 133V132H153ZM161 133V132H160ZM216 132H214V134H215ZM219 133V132H218ZM222 133H224V132H222ZM257 133V132H256ZM259 133V132H258ZM80 134V133H79ZM91 134H95L94 132L93 133H91ZM101 134V133H100ZM112 134V133H111ZM114 134V133H113ZM113 134H112V137H113ZM127 134V133H126ZM144 134V133H143ZM154 134V135H155ZM159 134V133H158ZM165 134V133H164ZM211 134H212V132H211ZM214 134H212V135H214ZM217 134V133H216ZM227 134V133H226ZM255 134V133H254ZM88 135H89V133H88ZM87 135V136H88ZM121 135V134H120ZM146 135V134H145ZM161 136H162V134H160ZM230 135V134H229ZM259 135V134H258ZM81 136H82V134H81ZM100 136V135H99ZM102 136V135H101ZM104 136V135H103ZM106 136V135H105ZM130 136V135H129ZM149 136H152V135H149ZM192 136V137H193ZM207 136V135H206ZM208 136H209V133H208ZM222 136H223V134H222ZM236 136V135H235ZM244 136V135H243ZM245 136V137H246ZM261 136H263V135H261ZM89 137V136H88ZM88 137H86V138H88ZM94 137L96 138V135H94ZM128 137V134L126 135V138ZM148 137V136H147ZM154 137V136H153ZM187 137H189V135L187 136ZM187 137H185V138H187ZM244 137V138H245ZM260 137V136H259ZM46 138V137H45ZM101 138V137H100ZM106 138V137H105ZM110 138V137H109ZM121 138H122V136H121ZM160 138H162V137H160ZM209 138V137H208ZM223 138V137H222ZM93 139V138H92ZM91 139V140H92ZM97 139H99V138H97ZM96 139V140H97ZM125 139V138H124ZM132 139V138H131ZM149 139H150V137H149ZM156 139V138H155ZM165 139H166V137H165ZM182 138H180V140H181ZM229 139V138H228ZM248 139H246L247 141H248ZM263 139V138H262ZM115 140H117V139H115ZM231 140V139H230ZM243 140V139H242ZM245 140V139H244ZM75 141H76V138H72L71 140H69V144L70 145H72L73 147H74V145L76 144L75 143ZM87 141V140H86ZM95 141V140H94ZM102 141V140H101ZM111 141H113L114 142V140H111ZM119 141H120V139H119ZM118 141V142H119ZM122 141V143H123V139L121 140ZM130 141V140H129ZM151 141V140H150ZM169 141V140H168ZM214 141H215V139L212 141V144H216V142L214 143ZM219 141V140H218ZM227 141V140H226ZM246 141V142H247ZM257 141V140H256ZM261 141V143H262V140H260ZM131 142V141H130ZM147 141H145L144 143H146ZM154 142V141H153ZM159 142V141H158ZM157 142V143H158ZM179 142V141H178ZM220 142H222L221 141V139H220ZM233 142V141H232ZM248 142H250V140L248 141ZM90 143V142H89ZM102 143H104L103 141H102ZM101 143V144H102ZM112 143V142H111ZM115 143V142H114ZM120 143V142H119ZM128 143V142H127ZM135 143H137V142H135ZM152 143V142H151ZM161 143V142H160ZM163 143V142H162ZM161 143V144H162ZM166 143V142H165ZM185 143H186V145H185V148L184 149H182L183 151H182V157L184 156V158H192L194 155H193V152L196 150V146H197V144H198V142H195L194 143V141L192 142V140L190 141H185ZM218 143V142H217ZM226 143V142H225ZM221 144V146H223V145H226V144ZM229 144H230V141L228 142ZM238 143V142H237ZM256 143V142H255ZM84 144V143H83ZM94 144V143H93ZM105 144H107V143H105ZM130 144V143H129ZM128 144V145H129ZM138 144V143H137ZM140 144V143H139ZM139 144H138V146H134V148H130V149H126L127 148V146L126 147H124V144H120V148L121 149H111L109 146H107V145H104V144H102V145H100L99 143L98 144H96L95 145V147L96 148H98L99 150V157H100V159H101V162L100 163H97L96 165H95V163H94V165H95V167H92V168H95L94 169V171H92V176L94 177H98L97 178V180H95L94 181V185H95V188L96 189H100L101 188V190L99 191V194H98V190H95V191H97V194L94 196H92V197H89L90 199H87L84 195L85 194H88V193H85L84 194V192H83V196L85 197V199H87V200H85L84 202H86V203H82V204H80V201H79V198H78V200H74L73 201V203H72V205H74L75 204V206H77L78 208H80V209H82L83 210V212H85L86 214H87V216H88V221H87V223H86V230L84 229V228H82V232H81V239L82 240H84L86 243H87V246L89 245V247L91 246L92 247V244L94 245V237H97L94 233H93V231L97 228V229H99V228H102V229H105V234L103 235L104 237H101L102 238V241L101 242H103L104 244L103 245H105L106 246V248H108V249H110L111 250V254H113V256H115L116 257V261H114V264H123V260H131L132 262L133 261H142L143 259H145V258H149V257H154L155 255H157L156 257H158V256H161V255H163V253H162V251H163V249H162V251H158L157 249H160V246H162V247H164L163 245L166 243V242H170V240L168 239L166 242H165V240L163 239L164 237L162 236V232L161 231H157V232H159V233H157V234H159V235H157V236H161V238H159L158 240H156V242H155V244H154V248L152 249V247H151V245L150 244H152V243H154V242H151V238H147L145 235H141V234H139V231L138 230H140L141 228H144L145 226L147 227L148 225H149V223L148 222H150V221H152L153 223L155 222L157 225H159L160 226V223H162V222H164L163 221V219H162V215L160 216V215H158V216H156V219H157V217H158V220H156V221H154L155 219H153V217H154V215H156V214H154L153 212H155V211H157V210H160L161 209V207H163V205H165L170 199H171V197H172V195L174 194V193H169L168 191H166L165 190V188H167V187H165V182L164 181H157V182H153L152 180H151V176L150 177H148V176H146V174H145V172L143 171V169H142V167H141V164L139 165V163L137 162V161H135V158H136V160L138 159L137 157H139V154H142V153H144V154H148L147 152H146V149L144 150L143 148H145L144 146H143V148H141V146H139ZM155 144V143H154ZM164 144V143H163ZM169 144V143H168ZM176 144H179V143H176ZM248 144H250V143H248ZM78 145V144H77ZM118 145V144H117ZM130 145H132V144H130ZM133 145H135V144H133ZM151 145H153V144H151ZM166 145V144H165ZM211 145V144H210ZM231 145H233L232 143H231ZM230 145V146H231ZM112 146H113V144H112ZM121 146H123V147H121ZM150 146V145H149ZM162 146V145H161ZM170 146V145H169ZM177 146V145H176ZM181 146V145H180ZM209 146V145H208ZM213 146V145H212ZM217 146V145H216ZM227 146V145H226ZM229 146V147H230ZM260 146V145H259ZM88 147V146H87ZM92 147H94V146H92ZM153 147V146H152ZM165 147V146H164ZM210 147V146H209ZM224 147V146H223ZM228 147V148H229ZM233 147V146H232ZM252 147V146H251ZM254 147L256 148V146L254 145ZM95 148V149H96ZM117 148V147H116ZM212 149H214L215 148V146H214V148L213 147H211ZM222 148V147H221ZM227 148V149H228ZM233 148H235V147H233ZM232 148V149H233ZM239 148V147H238ZM259 148V147H258ZM150 149V148H149ZM154 149H155V147H154ZM157 149V148H156ZM167 149V148H166ZM174 149V148H173ZM192 149V150H191ZM211 149V150H212ZM249 149H250V146H249ZM251 149H253V148H251ZM264 149V148H263ZM262 149V150H263ZM86 150V149H85ZM215 150V149H214ZM222 150H224V148L222 149ZM230 150V148L227 150V151H229ZM237 150V149H236ZM255 150H257V149H255ZM254 150V151H255ZM261 150V149H260ZM261 150V151H262ZM92 151V150H91ZM153 151H155V150H153ZM186 151L188 152V154H186ZM197 151V150H196ZM213 151V150H212ZM226 151V152H227ZM259 151V150H258ZM87 152V151H86ZM156 152V151H155ZM159 152V151H158ZM178 152V151H177ZM179 152H181V151H179ZM209 152H211V151H209ZM208 152V153H209ZM214 152V151H213ZM216 152V151H215ZM215 152H214V155H215ZM225 152V151H224ZM230 152H231V150H230ZM235 152V151H234ZM237 152H238V150H237ZM240 152V151H239ZM256 152V151H255ZM260 152V151H259ZM71 153V152H70ZM172 153V152H171ZM216 153H218V152H216ZM223 153V152H222ZM232 153V152H231ZM258 153V152H257ZM167 154V153H166ZM170 154V153H169ZM177 154V153H176ZM194 154H195V152H194ZM226 154V153H225ZM230 154V153H229ZM228 154V156H233L234 154H231V155H229ZM240 154H242L241 152H240ZM254 154H256V153H254ZM262 154V153H261ZM207 155H209V154H207ZM235 155H236V153H235ZM234 155V156H235ZM259 155V154H258ZM175 156H177V155H174V157ZM212 158H214L213 157V153H212ZM219 156V155H218ZM217 156V157H218ZM227 156V155H226ZM240 156V155H239ZM242 156H243V154H242ZM71 157H72V155H71ZM146 157V156H145ZM150 157V156H149ZM148 157V158H149ZM157 157V156H156ZM172 157V156H171ZM178 157V156H177ZM176 157V158H177ZM225 157V156H224ZM264 157V156H263ZM93 158V157H92ZM95 158V157H94ZM148 158L146 159L147 161H149L148 160ZM157 158H159V157H157ZM165 158V157H164ZM169 158V157H168ZM173 158V157H172ZM183 158V159H184ZM211 158V157H210ZM262 158V157H261ZM140 159V158H139ZM153 159V158H152ZM161 159V158H160ZM171 159V158H170ZM169 159V160H170ZM174 159V158H173ZM182 159V158H181ZM180 159V160H181ZM208 159V158H207ZM206 159V160H207ZM214 159H216V157L214 158ZM214 159H210L212 162H211V164L213 163V160ZM230 159V158H229ZM232 159V158H231ZM237 159H238V156H237ZM73 160V159H72ZM142 160V159H141ZM145 160V161H146ZM164 160V159H163ZM209 160V159H208ZM217 160H219L218 158H217ZM235 160H236V157H235ZM234 160V161H235ZM244 160V159H243ZM97 161H99V160H97ZM139 161V160H138ZM145 161H144V164H145ZM155 161V160H154ZM158 161V160H157ZM156 161V162H157ZM177 161V160H176ZM190 161V160H189ZM188 161V162H189ZM95 162H96V160H95ZM141 162V161H140ZM152 162V161H151ZM185 162V161H184ZM208 162V161H207ZM214 162H215V160H214ZM217 162L218 161H216L215 163V168H214V172H216V165H217ZM238 161H236V163H237ZM241 162H242V160H241ZM244 162V161H243ZM61 163V164H62ZM159 163V162H158ZM172 163V162H171ZM174 163V162H173ZM225 163V162H224ZM72 164L73 165H75L76 167H78L79 165H80V163H79V161H77V160H73L72 161ZM170 164V163H169ZM185 164H186V162H185ZM214 164V163H213ZM212 164V165H213ZM218 164H219V162H218ZM222 164V163H221ZM232 164H233V162H232ZM231 164V165H232ZM72 165V166H73ZM149 165V164H148ZM150 165H151V163H150ZM160 165H161V163H160ZM162 165H163V163H162ZM166 165V164H165ZM165 165H164V167H165ZM173 165V164H172ZM236 165V164H235ZM234 165V166H235ZM239 166H240V164H238ZM144 166V165H143ZM146 166V165H145ZM144 166V167H145ZM81 167V166H80ZM152 167V166H151ZM173 167V166H172ZM171 167V168H172ZM181 167V166H180ZM212 167V166H211ZM223 167V166H222ZM227 166H224V168H226ZM236 167H238V166H235V169H236V171H237V168ZM242 167V166H241ZM86 168V167H85ZM154 168V167H153ZM169 168H170V166H169ZM232 168V167H231ZM230 168V169H231ZM239 168V167H238ZM146 169V168H145ZM162 169V168H161ZM182 169V168H181ZM217 169H218V166H217ZM228 169V168H227ZM234 169V170H235ZM75 170V169H74ZM79 170H81V169H79ZM150 170H151V168H150ZM176 170L177 169H175V172H176ZM223 170V169H222ZM241 170V169H240ZM246 170H248V169H246ZM246 170H245V173H246ZM146 171V170H145ZM147 171H149V170H147ZM146 171V172H147ZM158 171V170H157ZM163 172H164V170H162ZM183 171V170H182ZM181 171V172H182ZM230 171V170H229ZM52 172H53V170H52ZM87 172V171H86ZM154 172V171H153ZM170 172H172V171H170ZM178 172V171H177ZM185 172V171H184ZM218 172V171H217ZM2 173V172H1ZM31 173H33V172H31ZM77 173H79V172H77ZM82 173V172H81ZM151 173V172H150ZM166 174H169V173H167V172H165ZM225 173H227V172H225ZM23 174V173H22ZM26 174V176L28 175L27 173H25ZM88 174V173H87ZM90 174V173H89ZM149 174V173H148ZM152 174H154V173H152ZM152 174H150V175H152ZM157 174V173H156ZM161 174H164V173H161ZM174 175H175V173H173ZM179 174V173H178ZM221 174V173H220ZM24 175V174H23ZM21 176L22 178H24V176ZM31 175V174H30ZM76 175V174H75ZM79 175V174H78ZM82 175V174H81ZM91 175V174H90ZM89 175V176H90ZM104 175V176H103ZM177 175V174H176ZM243 175V174H242ZM242 175H241V177H242ZM34 176V175H33ZM83 177H84V175H82ZM154 176H156V177H158L157 175H154ZM160 176V175H159ZM168 176V175H167ZM173 176V175H172ZM205 176V175H204ZM220 177L222 176V175H219ZM231 176V175H230ZM233 176V175H232ZM235 176V175H234ZM245 176H246V174H245ZM250 176V175H249ZM17 177V176H16ZM19 177V176H18ZM20 177V178H21ZM29 177V176H28ZM73 177H74V175H73ZM92 177V178H93ZM180 177V176H179ZM225 177V176H224ZM240 177V176H239ZM247 177H248V175H247ZM36 178V177H35ZM76 178V177H75ZM154 178V177H153ZM244 178V176L242 177V179ZM1 179V178H0ZM91 179V178H90ZM156 179V178H155ZM214 179V178H213ZM218 179H219V177H218ZM226 179V178H225ZM229 179V178H228ZM235 179H236V181H237V178L235 177ZM240 179V178H239ZM238 179V180H239ZM248 179V178H247ZM247 179H245V180H247ZM252 179V178H251ZM24 180V179H23ZM32 180V179H31ZM31 180H29V181H31ZM49 180H54L52 177H50V179ZM78 180H79V178H78ZM154 180V179H153ZM174 180H175V177H174ZM217 180V179H216ZM223 180V179H222ZM249 180V179H248ZM70 181V180H69ZM72 181V180H71ZM74 181V180H73ZM72 181V182H73ZM91 181V180H90ZM93 181V180H92ZM228 181V180H227ZM252 181V180H251ZM2 182V181H1ZM1 182H0V184H1ZM26 182V181H25ZM25 182H24V184H25ZM179 182V181H178ZM200 182H202V181H200ZM211 182H213V181H211ZM214 182H215V180H214ZM221 182V181H220ZM230 182V181H229ZM229 182H226V186L228 185V183ZM235 182V181H234ZM239 182L240 181H238L236 184H239ZM244 182H246V181H244ZM59 183V182H58ZM79 183V182H78ZM169 183V182H168ZM203 183V182H202ZM210 183V182H209ZM208 183V184H209ZM218 183V182H217ZM222 183V186H223V182H221ZM233 183V182H232ZM243 183V182H242ZM22 184V183H21ZM26 184H27V182H26ZM68 184H70V183H68ZM75 184V183H74ZM90 184V183H89ZM193 184V183H192ZM205 184V183H204ZM203 184V185H204ZM211 184V183H210ZM235 184V183H234ZM251 184V183H250ZM254 184V183H253ZM10 186H12L13 184H9ZM20 185V184H19ZM81 186H82V184H80ZM91 185V184H90ZM90 185H88L89 187H91ZM178 185V184H177ZM212 185V184H211ZM231 185V184H230ZM239 185H241V184H239ZM238 185V186H239ZM14 186V185H13ZM28 186H30V185H28ZM65 186V185H64ZM77 186V185H76ZM81 186H80V188H81ZM167 186V185H166ZM174 186V185H173ZM205 186V185H204ZM206 186H207V184H206ZM215 186V185H214ZM213 186V187H214ZM217 186V185H216ZM225 186V185H224ZM251 185H249V187H250ZM3 187V186H2ZM23 187V186H22ZM21 187V188H22ZM67 187H68V185H67ZM69 187H71V185L69 186ZM79 187V186H78ZM175 187V186H174ZM173 187V188H174ZM195 187V186H194ZM213 187H211V188H213ZM221 187V186H220ZM237 187V186H236ZM241 187H242V185H241ZM65 188V187H64ZM73 188H75V187H73ZM176 188V187H175ZM217 188V187H216ZM227 188V187H226ZM234 188H235V186H234ZM243 188H245V187H243ZM3 189V188H2ZM19 189V188H18ZM92 189V188H91ZM168 189V188H167ZM229 189V188H228ZM238 189H240V188H238ZM16 190V189H15ZM42 190V189H41ZM60 190V186L59 185H57V187H56V192H55V194H57L58 193V191ZM81 190V189H80ZM179 190V189H178ZM177 190V191H178ZM205 190H206V188H205ZM207 190H209L208 188H207ZM242 190V189H241ZM78 191H79V188H78ZM93 191V190H92ZM181 191H183V190H181ZM233 191H235V190H233ZM232 191V192H233ZM243 191H244V189H243ZM245 191H246V189H245ZM1 192H2V190L0 191V194H1ZM15 192V191H14ZM18 191H16V193H17ZM38 192V191H37ZM36 192V193H37ZM45 192V191H44ZM44 192H41V193H43L44 194ZM75 192V191H74ZM81 192V191H80ZM170 192H171V190H170ZM210 192V191H209ZM216 192V191H215ZM219 192V191H218ZM237 192V191H236ZM251 192V191H250ZM52 193V192H51ZM94 193V192H93ZM185 193V192H184ZM190 193V192H189ZM193 193V192H192ZM208 193V192H207ZM207 193H206V195H207ZM213 193H214V191H213ZM3 194V193H2ZM13 194V193H12ZM34 194V193H33ZM38 194V193H37ZM241 194V193H240ZM244 194V193H243ZM89 195V194H88ZM175 195V194H174ZM187 195V194H186ZM212 195V194H211ZM218 195V194H217ZM225 195V194H224ZM1 196V195H0ZM3 196V195H2ZM14 197H15V195H13ZM30 196V195H29ZM42 196V195H41ZM79 196V195H78ZM81 196V195H80ZM177 196H179V197H181V196H183V194L181 193V192H178L177 193ZM208 196V195H207ZM207 196H206V198H207ZM233 196V195H232ZM249 196V195H248ZM4 197V196H3ZM13 197V198H14ZM43 197V196H42ZM75 197V196H74ZM95 197V198H94ZM174 197V196H173ZM196 196H192V198H190V196H188V198H190L191 200V202L190 203H185L184 202V199H183V201H182V198H180L181 199V202L180 203H182V205L184 204V206L185 207H183L184 209H188L189 210V208H191L189 211H187V210H185V211H187L188 212V216L186 217L187 218V220L189 221V222H191V223H193L194 225H197V221H199V219H200V217H201V215H210V217L212 216V217H214L213 218V220H212V222L214 223V225L215 224H217L218 225V222H219V220L217 221V217H218V215H214V214H216L215 212H216V206L214 205V206H212V204L213 203H216L215 201H212L211 200V203L212 204H210V202H208V201H206V202H204V203H201V205H198V206H196V203H195V201H196V199H197V197L195 198ZM200 197V196H199ZM211 197V196H210ZM222 197V196H221ZM240 197V196H239ZM10 198H11V195H10ZM23 198V197H22ZM26 198V197H25ZM24 198V199H25ZM31 198V197H30ZM81 198H83V197H81ZM187 198V197H186ZM202 198H204V197H202ZM16 199V198H15ZM43 199V198H42ZM42 199H41V201H42ZM77 199V198H76ZM200 199V198H199ZM225 199V198H224ZM223 199V200H224ZM248 199V198H247ZM20 200V199H19ZM38 200V199H37ZM189 200V199H188ZM201 200V199H200ZM4 201V200H3ZM10 201V200H9ZM13 201V200H12ZM28 201V200H27ZM33 201V200H32ZM173 201V200H172ZM171 201V202H172ZM202 201V200H201ZM226 201V200H225ZM231 201H232V199H231ZM2 201H0V206H4L5 205V202H2ZM36 202V201H35ZM175 202V201H174ZM179 202V201H178ZM10 203V202H9ZM15 203H16V201H15ZM19 203V202H18ZM33 203H34V201H33ZM39 203V202H38ZM58 203H60V202H58ZM62 203V202H61ZM12 204V203H11ZM10 204V205H11ZM32 204V203H31ZM177 204V203H176ZM198 204V203H197ZM199 204H200V202H199ZM216 204H218V203H216ZM21 205H22V203H21ZM25 205H26V203H25ZM24 205V206H25ZM33 205V204H32ZM71 205V204H70ZM179 205V204H178ZM222 205V204H221ZM253 205V204H252ZM8 206V205H7ZM13 206V205H12ZM23 206V205H22ZM36 206H37V204H36ZM170 206V205H169ZM177 206V205H176ZM180 206V205H179ZM219 206V205H218ZM229 206V205H228ZM232 206V205H231ZM18 207H19V205H18ZM28 207V206H27ZM204 207V208H203ZM223 207V206H222ZM35 208V207H34ZM59 208H61V207H59ZM58 207L56 208V207H54V210L52 209V211L49 213V212H47V213H49V215H50V217H51V219L53 220V221H55V220H60L59 222H63L64 224L67 222V220L68 219H70V218H68V214H66V210L65 209H59ZM166 208V207H165ZM170 208V207H169ZM168 208V209H169ZM177 208H178V206H177ZM182 208V207H181ZM221 208V207H220ZM25 209V208H24ZM27 209H29V208H27ZM180 209V208H179ZM203 209H206L207 210V212H203L204 210ZM227 209V208H226ZM234 209V208H233ZM2 210V209H1ZM3 210H5V209H3ZM79 210V209H78ZM162 210V209H161ZM218 210V209H217ZM7 211H9L8 210V208H7ZM7 211H5L6 213H7ZM22 211V210H21ZM20 211V212H21ZM28 211V210H27ZM39 211V210H38ZM74 211V210H73ZM174 211H176V210H174ZM179 211V210H178ZM177 211V212H178ZM181 211V210H180ZM194 211V212H193ZM227 211V210H226ZM3 212V211H2ZM41 212H42V210H41ZM69 212V211H68ZM77 212V211H76ZM75 212V213H76ZM158 212V211H157ZM163 212V211H162ZM31 213V212H30ZM72 213H74V212H72ZM81 212H78L77 214H79V215H81L80 214ZM166 213V212H165ZM176 213V212H175ZM206 213V214H205ZM9 214V213H8ZM16 214V213H15ZM21 214V213H20ZM19 214V215H20ZM24 214V213H23ZM33 214V213H32ZM61 214H64V215H62L61 216ZM66 214V215H65ZM154 214V215H153ZM160 214V213H159ZM174 213L173 212H170L169 213V215L171 216V217H173L172 215H173ZM178 214V213H177ZM5 215V214H4ZM7 215V214H6ZM17 215V214H16ZM27 215H28V212H27ZM39 215V214H38ZM85 215V214H84ZM180 215V214H179ZM183 215V214H182ZM228 215V214H227ZM18 216V215H17ZM16 216V217H17ZM75 216V215H74ZM78 216V215H77ZM160 216V217H159ZM231 216V215H230ZM23 217V219H25L24 218V216H22ZM176 217H178V216H176ZM181 217V216H180ZM204 217H206V216H204ZM227 217V216H226ZM55 218H58V219H55ZM75 218V217H74ZM184 218V217H183ZM182 218V219H183ZM225 218V217H224ZM228 218V217H227ZM226 218V219H227ZM1 219H2V217H1ZM5 219V218H4ZM9 219V218H8ZM7 219V220H8ZM14 219H16V218H14ZM22 218H20V220H21ZM175 219V218H174ZM173 219V220H174ZM181 219V218H180ZM179 219V220H180ZM209 219V218H208ZM10 220V219H9ZM13 220V219H12ZM168 220V219H167ZM172 220V222H174ZM205 220V219H204ZM203 220V222H205ZM207 220V219H206ZM214 220H216V221H214ZM224 220V219H223ZM228 220V219H227ZM233 220V219H232ZM24 221V220H23ZM50 221V220H49ZM5 222L6 221H4V222H1L0 221V250H1V252H3L4 251V249H8L7 248V245H9L10 244V241H11V239H10V230L9 231H7L5 228H7L8 227V224H7V227H5ZM16 223H17V225H18V222L17 221H15ZM44 222V221H43ZM58 222V221H57ZM58 222V223H59ZM176 222V221H175ZM185 222V221H184ZM183 222V223H184ZM187 223L188 224V226L185 224V226H187V227H181V225H180V222H176L175 224H174V227H175V230L177 231V232H179V234H181L180 236L181 237H183V232H185V231H187L188 230V228L190 227V223ZM200 222H202V220L200 221ZM209 222H210V219H209ZM211 222V223H212ZM223 222V221H222ZM226 222V221H225ZM232 222V221H231ZM230 222V223H231ZM11 223V222H10ZM13 223V222H12ZM16 223H13V224H16ZM23 223V222H22ZM182 223V224H183ZM207 223V222H206ZM220 223V222H219ZM233 223V222H232ZM50 224V223H49ZM166 224V223H165ZM11 226H12V224H10ZM20 225V224H19ZM21 225H23V224H21ZM36 225H37V227H39L40 228V230L43 232V234L45 235L44 237H47L48 239H51V240H53V241H55V243L56 244H50L49 242L47 243V241L46 240H43V241H46L45 243L47 244V247L50 249V251H48V252H45V253H47V254H45L43 257L45 258V260H46V262H45V260L42 262V260H41V262L40 261H37V263L38 262H40V264H57L58 262H59V264H101V256L100 255H98V256H96V257H94L93 255V258L94 259H92V258H89L88 257V255H90L91 256V254H86L87 253V251H89V253H91L90 252V250L88 249V250H86V248L84 247V246H82V248L81 249H83V251L82 252H80V251H78V250H76V251H72L70 248L71 247H68V245H67V243L63 240V239H61L59 236H57V235H55V234H53L51 231H49L48 229H47V227H44V226H42L41 224H39L38 223V221L36 222ZM152 225V224H151ZM184 225V224H183ZM201 225V224H200ZM199 225V226H200ZM203 225V224H202ZM27 226V225H26ZM54 226V225H53ZM153 226V225H152ZM155 226V225H154ZM167 226V225H166ZM193 226V225H192ZM198 226V227H199ZM205 226V225H204ZM203 226V227H204ZM220 226V225H219ZM218 226V227H219ZM222 226H225V225H222ZM227 226H228V224H227ZM49 228H51L50 226H48ZM70 227V226H69ZM82 227H83V225H82ZM172 227V226H171ZM193 227H195V226H193ZM226 227V226H225ZM19 227H17V230L19 231V229H18ZM21 228H22V226H21ZM58 228V227H57ZM66 228L68 229V226H67V224H66ZM148 228V227H147ZM153 228V227H152ZM158 228H160V227H158ZM158 228H156V229H158ZM165 228V227H164ZM201 228V227H200ZM206 228V227H205ZM223 228V227H222ZM67 229H61V234H63L64 233V235H66V240L67 239H69L68 237H67V235L69 234L68 233V230ZM81 229V228H80ZM197 229V228H196ZM199 229V228H198ZM197 229V230H198ZM210 229V228H209ZM228 229H230V228H228ZM21 230V229H20ZM26 230V229H25ZM144 230V229H143ZM148 230H150L149 228H148ZM151 230H153V229H151ZM174 230V231H175ZM191 230H192V228H191ZM202 230V229H201ZM206 230V229H205ZM214 230H215V228H214ZM217 230H219V229H217ZM216 230V231H217ZM221 230V229H220ZM219 230V231H220ZM256 230V229H255ZM8 233H7V232ZM13 231H15V230H13ZM196 231V230H195ZM207 231V230H206ZM210 231V230H209ZM222 231V230H221ZM224 231V230H223ZM222 231V232H223ZM27 232H29L28 231V229H27ZM145 232V231H144ZM200 232V231H199ZM205 232V231H204ZM225 232V231H224ZM228 232V231H227ZM15 233V232H14ZM68 233V234H67ZM79 233V232H78ZM96 233V232H95ZM100 233V232H99ZM151 234L152 233H154V232H150ZM156 233V232H155ZM211 233H212V231H211ZM210 233V234H211ZM216 233V232H215ZM25 234V233H24ZM29 234V233H28ZM57 234H59V233H57ZM94 234V235H93ZM146 234H147V232H146ZM168 234H169V231H168ZM173 234H176V233H173ZM178 234V235H179ZM185 234V233H184ZM194 234V233H193ZM196 234V233H195ZM205 234V233H204ZM208 234V233H207ZM219 234H220V232H219ZM165 235V234H164ZM177 235V234H176ZM189 235H191L192 236V234L191 233H189ZM197 235V234H196ZM202 235V234H201ZM209 235V234H208ZM221 235V234H220ZM226 235H227V233H226ZM41 236V235H40ZM149 236V235H148ZM152 236H154V235H152ZM170 236V235H169ZM172 236H174V235H172ZM179 236V237H180ZM190 236V237H191ZM194 236V235H193ZM217 236V235H216ZM221 236H223V235H221ZM228 236H230V235H228ZM15 237H16V235H15ZM37 237H39V236H37ZM151 237V236H150ZM176 237H178V236H176ZM197 237V236H196ZM205 237V236H204ZM224 237V236H223ZM27 238V237H26ZM75 238H76V236H75ZM194 238V237H193ZM192 238V239H193ZM206 238V237H205ZM204 238V239H205ZM14 239V238H13ZM19 239V238H18ZM176 239V238H175ZM208 238H206V240H207ZM215 239H217V238H215ZM219 239H221V238H219ZM15 240V239H14ZM97 240V239H96ZM99 240V239H98ZM177 240V239H176ZM186 239H184V241H185ZM189 240H190V238H189ZM194 240H195V238H194ZM197 240V239H196ZM222 240V239H221ZM29 241V240H28ZM69 241H70V239H69ZM152 241H153V239H152ZM174 241V240H173ZM184 241H182V242H184ZM215 241V240H214ZM254 241V240H253ZM189 242V241H188ZM202 242V241H201ZM210 242V241H209ZM217 242V241H216ZM215 242V243H216ZM219 242H220V240H219ZM218 242V243H219ZM7 243H9V244H7ZM12 243V242H11ZM14 243V242H13ZM30 243V242H29ZM29 243L28 242H26V246H27V248L25 249L26 251H28L29 250V248L31 247L30 245H29ZM38 243V242H37ZM40 243V242H39ZM171 243V242H170ZM170 243H168V244H170ZM192 243V242H191ZM194 243V242H193ZM256 243V242H255ZM77 244V243H76ZM83 244V243H82ZM96 244V243H95ZM101 244V243H100ZM167 244V245H168ZM179 244V243H178ZM188 244V243H187ZM186 244V245H187ZM252 244H254V243H252ZM251 244V245H252ZM13 245V244H12ZM45 245V244H44ZM74 245V244H73ZM172 245V244H171ZM180 245V244H179ZM215 245V244H214ZM39 246V245H38ZM72 246V245H71ZM76 246V245H75ZM78 246V245H77ZM97 246V245H96ZM100 246V245H99ZM150 246V247H149ZM166 246V245H165ZM192 246V245H191ZM195 246V245H194ZM200 246V245H199ZM209 246V245H208ZM261 246V245H260ZM9 247V246H8ZM24 247V246H23ZM40 247V246H39ZM95 247V246H94ZM161 247V248H162ZM201 247V246H200ZM214 247V246H213ZM256 247V246H255ZM46 248V247H45ZM76 248V247H75ZM186 248V247H185ZM188 248V247H187ZM207 248V247H206ZM12 249V248H11ZM31 249V248H30ZM97 249V248H96ZM171 249V248H170ZM175 249V248H174ZM177 249H184V248H180L179 246H178V248ZM199 249V248H198ZM197 249V251L199 252V250ZM211 249V248H210ZM209 249V250H210ZM215 249V248H214ZM3 250V251H2ZM6 250L4 251L5 252V256H4V261H5V264H34V263H36V259L34 258V254H31L30 255V257H27V254H25V252H23V253H21V255H19V254H16L15 256H10L11 255V253H10V255L9 256H6L7 254H9V252H11V251H7L6 252ZM14 250V249H13ZM15 250H20V248H16ZM14 250V251H15ZM167 250H169V248L167 249ZM181 250V251H182ZM186 250V249H185ZM189 250V249H188ZM192 250V249H191ZM252 250H253V248H252ZM259 250V249H258ZM47 251V250H46ZM101 251V250H100ZM107 251V250H106ZM157 251V252H156ZM194 251H196V250H194ZM264 251V250H263ZM4 252H3V254H4ZM44 252V251H43ZM95 252H96V250H95ZM115 252H118L117 254H118V256H116L115 255ZM167 252H169V251H167ZM177 252V251H176ZM183 252V251H182ZM256 252H257V250H256ZM42 253V252H41ZM110 253L109 254H107V252H106V254H104L103 256H109L110 255ZM195 253H197V252H195ZM194 253V254H195ZM1 254V253H0ZM99 254V253H98ZM100 254H102V253H100ZM172 254V253H171ZM179 254V253H178ZM178 254H177V256H178ZM188 254V253H187ZM186 254V255H187ZM189 254H190V252H189ZM199 254V253H198ZM41 255H43V254H41ZM166 255V254H165ZM170 255V254H169ZM176 255V254H175ZM182 255V254H181ZM191 255H192V252H191ZM197 255V254H196ZM3 256V255H2ZM102 256V257H103ZM193 256V255H192ZM1 257V256H0ZM36 257V256H35ZM58 257H61V259L63 260L62 261V263H60V261H58L57 263H56V261H57V258ZM156 257H154V258H156ZM188 257V256H187ZM187 257H185V258H187ZM191 257V256H190ZM189 257V258H190ZM194 257V256H193ZM239 257V256H238ZM39 258V257H38ZM106 258H108V257H106ZM176 258H178V257H175V259ZM181 258V257H180ZM179 258V259H180ZM184 258V257H183ZM201 258V257H200ZM1 259H3V257L1 258ZM17 259V261H15ZM56 259V260H55ZM60 259V258H59ZM89 259H92L91 261L89 260ZM159 259H160V257H159ZM175 259H172L173 261L175 260ZM194 259V258H193ZM241 259V258H240ZM115 260V259H114ZM119 260V261H118ZM181 260V259H180ZM179 260V261H180ZM121 261V262H120ZM148 261H150V260H148ZM158 261V260H157ZM172 261V262H173ZM177 261H178V259H177ZM177 261H175V264L177 263ZM208 261V260H207ZM239 261V260H238ZM2 261H0V264H2L1 263ZM107 262V261H106ZM126 262V261H125ZM172 262H171V264H172ZM206 262V261H205ZM36 263V264H37ZM110 264H112L111 262H109ZM129 263V262H128ZM127 263V264H128ZM156 263V261L154 260V264ZM161 263V262H160ZM160 263H158V264H160ZM164 263V262H163ZM167 263V262H166ZM181 263V262H180ZM198 264H199V261L197 262ZM228 263V262H227ZM4 264V263H3ZM39 264V263H38ZM132 264H134V263H132ZM138 264V263H137ZM165 264V263H164ZM201 264V263H200Z\"/></svg>",
    "mask_w": 264,
    "mask_h": 264
}]
</instances>
